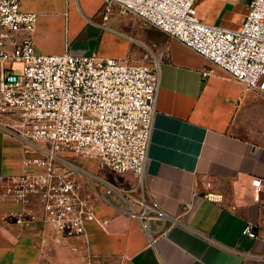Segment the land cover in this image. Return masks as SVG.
Here are the masks:
<instances>
[{"label": "crops", "instance_id": "1", "mask_svg": "<svg viewBox=\"0 0 264 264\" xmlns=\"http://www.w3.org/2000/svg\"><path fill=\"white\" fill-rule=\"evenodd\" d=\"M19 1L37 15L38 53L68 49L144 64L157 60L159 91L143 188L133 195L156 203L167 218L142 219L145 204L92 183L85 191L95 220L86 223L82 239L62 245L46 238L51 231L41 220L15 224L8 215L21 205L0 197V264H264V91L245 87L131 14L104 19L102 0ZM247 1L197 0L194 9L205 23L238 29ZM21 156L20 141L0 130V178L20 172ZM78 163L118 186L136 182L94 159ZM256 177L258 193L251 185ZM28 205L42 215L36 199ZM247 223L256 237L243 234Z\"/></svg>", "mask_w": 264, "mask_h": 264}, {"label": "built area", "instance_id": "2", "mask_svg": "<svg viewBox=\"0 0 264 264\" xmlns=\"http://www.w3.org/2000/svg\"><path fill=\"white\" fill-rule=\"evenodd\" d=\"M196 1L102 0V6L104 19L116 7L176 39L245 87L264 91V0L247 1L238 29L205 23L195 12ZM36 21V13L24 11L19 0H0V130L22 145L21 170L0 178V197L21 205L8 215L15 224L27 227L41 220L51 231L48 240L69 245L82 239L86 223L95 220L86 187L92 190V183H99L127 201L142 190L159 66L155 59L144 64L75 55L68 49L38 53ZM72 157L94 159L101 168L135 176L136 182L128 188L112 184ZM251 185L258 193L261 179L253 178ZM33 199L41 206V218L28 205ZM137 200L145 204L138 214L142 219L167 218L156 203ZM242 232L256 237L251 223Z\"/></svg>", "mask_w": 264, "mask_h": 264}, {"label": "rangeland", "instance_id": "3", "mask_svg": "<svg viewBox=\"0 0 264 264\" xmlns=\"http://www.w3.org/2000/svg\"><path fill=\"white\" fill-rule=\"evenodd\" d=\"M102 9H103V6H102ZM109 17H110V20H116V21H118V20L122 21V20H124L126 18L125 15H121L119 12H117V8L116 7L114 8L113 12L109 15ZM72 158H74L77 162L80 159L79 157H77V158L72 157Z\"/></svg>", "mask_w": 264, "mask_h": 264}]
</instances>
